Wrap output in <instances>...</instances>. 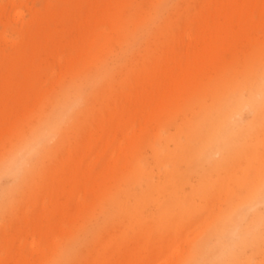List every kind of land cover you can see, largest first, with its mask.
Wrapping results in <instances>:
<instances>
[{
    "label": "rangeland",
    "instance_id": "rangeland-1",
    "mask_svg": "<svg viewBox=\"0 0 264 264\" xmlns=\"http://www.w3.org/2000/svg\"><path fill=\"white\" fill-rule=\"evenodd\" d=\"M223 2L0 0V162L22 145L54 99L87 83L78 97L80 107L64 120L66 127L77 111L89 106L78 118L77 132L71 131L62 149L49 155L33 183L0 209V264H121L130 255L136 234H125L117 217H105L101 199L131 176L136 161L151 159L155 136L172 134L174 120L185 115L188 105L194 106L199 97L210 101L212 88L247 70L261 75L264 16L253 11L240 18L235 13L224 21ZM220 19L223 34L206 40L207 25L215 27ZM208 48H217L215 59L205 57ZM200 58L207 69L194 78L186 74L178 87L177 64L183 61L190 68ZM103 69L108 75L100 90ZM170 101L172 107H163ZM106 112L118 116L108 123ZM99 115L104 135L97 142L88 132L95 130ZM243 115L251 121L249 112ZM68 157L85 163L88 181L67 186L62 201L71 206L61 218L58 205H52V189L61 184L54 177ZM14 184L0 177V201L3 190ZM258 210L264 212V207ZM26 217L30 224L24 223ZM251 219L250 213L244 226ZM197 221L187 219L183 229L172 232L144 224L142 235L150 246H162L156 264L167 259L175 239L183 238L179 245L187 251L202 228ZM88 231L101 238L87 236ZM249 256L250 264H264V254Z\"/></svg>",
    "mask_w": 264,
    "mask_h": 264
},
{
    "label": "bare ground",
    "instance_id": "bare-ground-1",
    "mask_svg": "<svg viewBox=\"0 0 264 264\" xmlns=\"http://www.w3.org/2000/svg\"><path fill=\"white\" fill-rule=\"evenodd\" d=\"M220 8L224 11L220 14L224 21L235 13L240 18L246 14L250 16L253 11L264 16V0L262 3L260 0H224ZM221 19L215 27L214 24L207 25L206 40L223 34ZM216 51L217 48L213 51L208 48L205 57L215 59L219 53ZM204 60L200 58L190 68L180 61L176 67L177 86H182L186 74L194 78L200 70L207 69ZM261 70L260 77L254 69L247 70L242 76L224 82L221 88H212L210 101L199 97L194 106L188 105L185 115L174 120L172 134L155 136L157 141L150 147L151 159L145 164L136 161L129 170L131 176L115 184L113 191L101 199L102 214L117 217L125 234H136L130 255L121 264H156L162 246L155 250L150 246V240L143 237L145 223H150L154 231L172 232L183 229L184 222L190 218H200L201 222L196 224L202 228L194 234L187 251L183 252L179 245L184 239H175L176 244L172 245L167 259L159 264H250V253L264 254V212H252L251 221L244 226L248 214L242 216L239 211L254 194L264 191V102L256 99L264 95V65ZM107 75L108 71L103 69L98 79L103 82L100 90L105 87ZM86 84L81 83L67 96L54 99L49 111L23 143L46 122L55 121L64 105L77 103L73 109L80 107L78 97ZM163 107H172V102ZM85 108L77 111L69 126L66 127L63 121L54 134L52 141L55 143L43 149L11 189L3 190L0 209L10 206L14 196L33 183L49 155L60 151L71 134L77 132L78 118L89 110V106ZM245 112L252 115L251 121H246ZM106 113L108 123L118 116L117 113ZM103 121L99 115L93 123L95 130L88 132V137L93 136L97 142L103 137ZM86 142L90 143V138ZM18 149L10 151L0 162V177L4 163ZM68 158L62 166L63 171L54 177V181H61V184L52 189V205H58L57 213L61 218L67 217L71 206L62 201L69 192L67 186L75 188L77 182L88 181L85 163ZM30 222L28 217L24 219L25 224ZM234 235L239 239L233 244ZM87 236L101 238L98 232L92 231H88Z\"/></svg>",
    "mask_w": 264,
    "mask_h": 264
},
{
    "label": "clouds",
    "instance_id": "clouds-1",
    "mask_svg": "<svg viewBox=\"0 0 264 264\" xmlns=\"http://www.w3.org/2000/svg\"><path fill=\"white\" fill-rule=\"evenodd\" d=\"M257 101L264 102V95L256 97ZM73 106L64 105L60 116L55 121L46 122L33 136L25 141L19 149L4 163L3 175L16 180L21 177L31 166L34 159L39 156L46 145L54 139V134L67 115L73 110ZM264 207V191L254 194L248 202L239 210L240 214L247 215ZM239 239L233 236V244Z\"/></svg>",
    "mask_w": 264,
    "mask_h": 264
}]
</instances>
